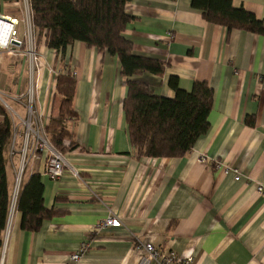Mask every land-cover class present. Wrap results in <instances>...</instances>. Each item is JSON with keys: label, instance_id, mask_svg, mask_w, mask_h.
Returning <instances> with one entry per match:
<instances>
[{"label": "crops", "instance_id": "0c3cea01", "mask_svg": "<svg viewBox=\"0 0 264 264\" xmlns=\"http://www.w3.org/2000/svg\"><path fill=\"white\" fill-rule=\"evenodd\" d=\"M233 5L264 20V0ZM0 13L22 19L23 3L4 2ZM126 13L132 19L123 35L134 54L166 64L162 75L136 78L166 97L175 95L172 76L185 90L206 81L214 92L209 129L182 156H140L128 132V87L119 57L83 41L58 52L39 31L38 106L50 113L60 101L48 132L51 138L53 132L64 135L68 168L52 180L44 159L29 160L24 180L39 173L45 206L64 213L45 220L39 231L21 228L17 200L13 204L21 129L18 156L8 170L13 190L3 264H64L86 239L89 248L76 264H138L143 242L191 255L194 264H264V194L258 192L264 188V34L210 23L191 0H131ZM18 30L24 31L22 23ZM51 69L63 75L66 94L60 98ZM27 88L23 51H0V93L22 117ZM66 98L72 113L63 116ZM71 142L78 146L68 149ZM216 162L237 168L241 178ZM110 213L121 226L97 229Z\"/></svg>", "mask_w": 264, "mask_h": 264}, {"label": "trees", "instance_id": "16d2710c", "mask_svg": "<svg viewBox=\"0 0 264 264\" xmlns=\"http://www.w3.org/2000/svg\"><path fill=\"white\" fill-rule=\"evenodd\" d=\"M17 0H0L2 3ZM33 21L39 31L45 32L46 44L58 52L64 51L75 41L117 55L121 62V74L127 80V96L123 102L128 132L132 145L140 156L176 157L187 153L210 126L209 115L213 104V88L206 81H195L191 90H185L172 76L169 85L173 97L157 95L151 86L136 76L143 73L164 74L166 64L158 59L134 54L133 44L123 31L132 17L126 13V4L131 0H30ZM210 23L228 29H246L264 34V20L246 10L235 7L233 0H191ZM63 116L71 114V100L61 103ZM0 257L3 234L7 226L12 190L8 179L10 165L15 157L10 156L14 137L13 124L8 109L0 103ZM49 130V128H48ZM64 135L52 134L53 143L65 151ZM71 142L68 149L77 147ZM45 185L39 173L23 180L16 206L21 213V228L36 232L45 220L63 214L44 203Z\"/></svg>", "mask_w": 264, "mask_h": 264}, {"label": "built area", "instance_id": "2783aa9c", "mask_svg": "<svg viewBox=\"0 0 264 264\" xmlns=\"http://www.w3.org/2000/svg\"><path fill=\"white\" fill-rule=\"evenodd\" d=\"M23 18H13L0 14V51L15 52L17 49L23 51L27 60L28 67V88L22 96L25 99L27 114L25 117L20 116L15 112L10 105L0 97V103L3 104L9 111L14 137L10 149V156L16 155V140L23 130L22 145L19 149V166L16 171V183L13 193V204H15L24 180V172L29 160H45V174L52 180L60 179L66 169L68 162L65 153L58 148L52 141L49 135L48 128L50 124V113L48 110L38 106L37 88L38 71L40 69L42 55L38 43V30L33 21V11L30 0H23ZM23 24L24 31L19 32L18 27ZM54 75H59L57 71L51 69ZM216 167H222L225 173L233 171L235 179L241 178V173L237 168L225 166L216 162ZM72 174L79 177V172L70 167ZM258 192L264 194V188L258 187ZM11 217L9 219L7 231L10 228ZM122 224L119 217L110 213L102 222L97 225V229L104 227H120ZM7 245V236L3 238V246L1 251L0 264H3L4 253ZM89 248L88 239L84 240L79 248L70 255L69 260L64 264H76L80 257L87 252ZM138 248L143 250V255L138 264H194L195 258L191 255L180 256L173 249L157 247L152 242H143L138 244Z\"/></svg>", "mask_w": 264, "mask_h": 264}, {"label": "rangeland", "instance_id": "374dc122", "mask_svg": "<svg viewBox=\"0 0 264 264\" xmlns=\"http://www.w3.org/2000/svg\"><path fill=\"white\" fill-rule=\"evenodd\" d=\"M22 3H23V0H21ZM24 10V9H23ZM63 75H58L57 76V79H56V94L57 97H62V95L66 94V90L63 89ZM0 97H2L7 103H9V99L7 96H5L3 93H0ZM11 104V103H10ZM12 105V104H11ZM59 106H60V101L59 99L56 101V107L54 108L53 106V110H51L50 114H51V117H58L59 116ZM12 108H15L13 105H12ZM56 114H58V116H56ZM53 115V116H52ZM65 129H62V132H64Z\"/></svg>", "mask_w": 264, "mask_h": 264}, {"label": "bare ground", "instance_id": "6f19581e", "mask_svg": "<svg viewBox=\"0 0 264 264\" xmlns=\"http://www.w3.org/2000/svg\"><path fill=\"white\" fill-rule=\"evenodd\" d=\"M1 14V13H0ZM25 173V172H24ZM15 183H16V180H15ZM17 200V199H16Z\"/></svg>", "mask_w": 264, "mask_h": 264}]
</instances>
